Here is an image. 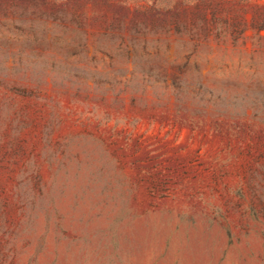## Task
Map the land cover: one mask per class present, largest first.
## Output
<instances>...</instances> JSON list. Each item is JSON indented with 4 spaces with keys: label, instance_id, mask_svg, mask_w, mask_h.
Masks as SVG:
<instances>
[{
    "label": "rangeland",
    "instance_id": "1",
    "mask_svg": "<svg viewBox=\"0 0 264 264\" xmlns=\"http://www.w3.org/2000/svg\"><path fill=\"white\" fill-rule=\"evenodd\" d=\"M0 264H264V0H0Z\"/></svg>",
    "mask_w": 264,
    "mask_h": 264
}]
</instances>
